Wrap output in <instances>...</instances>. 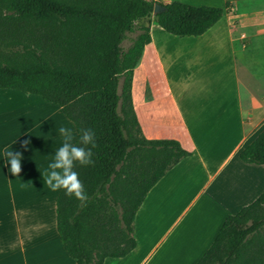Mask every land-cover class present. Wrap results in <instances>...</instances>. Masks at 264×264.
<instances>
[{"label":"crops","instance_id":"crops-1","mask_svg":"<svg viewBox=\"0 0 264 264\" xmlns=\"http://www.w3.org/2000/svg\"><path fill=\"white\" fill-rule=\"evenodd\" d=\"M226 3L222 19L198 37L151 25V43L133 71L135 116L146 140L176 141L190 156L146 195L135 214V248L103 264H195L225 218L264 192V166L239 159L264 129V0L197 5ZM2 98L0 108L18 99L31 117L17 116L16 127L8 112L0 117V264H76L56 230L60 190L43 179L63 143L58 129L71 128L75 144V126L39 96L0 89ZM8 150L21 154L17 176L5 166Z\"/></svg>","mask_w":264,"mask_h":264},{"label":"trees","instance_id":"trees-1","mask_svg":"<svg viewBox=\"0 0 264 264\" xmlns=\"http://www.w3.org/2000/svg\"><path fill=\"white\" fill-rule=\"evenodd\" d=\"M155 4L165 10L153 15ZM227 8L153 0H0V89L59 105L75 126L77 146H84L78 141L85 130L95 133L96 146H86L93 163L74 165L87 201L62 190L56 200L57 234L76 264L127 256L146 195L190 156L176 141L146 140L135 116L133 71L151 43V25L177 38L198 37ZM140 22L146 24L136 27ZM239 159L264 166V129ZM195 264H264V192L225 218Z\"/></svg>","mask_w":264,"mask_h":264},{"label":"clouds","instance_id":"clouds-1","mask_svg":"<svg viewBox=\"0 0 264 264\" xmlns=\"http://www.w3.org/2000/svg\"><path fill=\"white\" fill-rule=\"evenodd\" d=\"M58 133L63 137V143L55 151L52 161L48 164L49 171L43 177L44 183L53 192L62 190L66 196L85 202L88 195L83 189L78 173L74 171V165L88 166L93 163V152L86 146L91 145L92 148L96 146L95 133L90 129L83 132L78 141L79 144L84 145L83 147L73 144L71 128L60 127ZM25 143L27 144V141ZM3 155L6 158L5 166L10 165L9 173L17 176L21 171V154L8 150Z\"/></svg>","mask_w":264,"mask_h":264},{"label":"rangeland","instance_id":"rangeland-1","mask_svg":"<svg viewBox=\"0 0 264 264\" xmlns=\"http://www.w3.org/2000/svg\"><path fill=\"white\" fill-rule=\"evenodd\" d=\"M153 1H161L164 4L170 3L172 1H178V2H181L183 4H187V5H191V6H198L197 4H199L201 2V0H169V1L168 0H153ZM208 1H210V2H218L219 0H208ZM209 7H214V6H209ZM145 24H146V22H140V23H137L136 24V27H139V26L145 25ZM134 36H135V34L134 35H130V37H134ZM166 39L168 40L169 38H164V39H162V41L165 42ZM169 41H172V40L169 39ZM129 45H130L129 42H125L124 43V48L126 49ZM260 65H261V69H263L264 68V62H263V60L260 63ZM0 101H3V102H0V105L4 106L6 104V100H4L3 98L0 99ZM7 103H8V106H7L6 109L0 108V111H1L0 117L2 116V114L8 112L9 115L11 116V118L9 119L10 120V123H11L10 126L12 127V125L14 124V127H16L17 126L16 123L17 124L19 123L18 122V119H19V121H21L20 118H18L17 116L24 115L25 113L23 114L22 113L23 112L22 110H24L25 108L23 107L22 102L20 100H18V99H15V100H11L10 99ZM10 110H12V111L14 110V112L15 113H18V114L15 115L13 113H10L11 112ZM13 115H15V117ZM25 115H30V112H27ZM28 117L30 118L31 115L28 116Z\"/></svg>","mask_w":264,"mask_h":264},{"label":"water","instance_id":"water-1","mask_svg":"<svg viewBox=\"0 0 264 264\" xmlns=\"http://www.w3.org/2000/svg\"><path fill=\"white\" fill-rule=\"evenodd\" d=\"M165 8L159 4H155L153 8V15H157L158 13L164 11Z\"/></svg>","mask_w":264,"mask_h":264},{"label":"bare ground","instance_id":"bare-ground-1","mask_svg":"<svg viewBox=\"0 0 264 264\" xmlns=\"http://www.w3.org/2000/svg\"><path fill=\"white\" fill-rule=\"evenodd\" d=\"M0 102H3V101H0Z\"/></svg>","mask_w":264,"mask_h":264}]
</instances>
